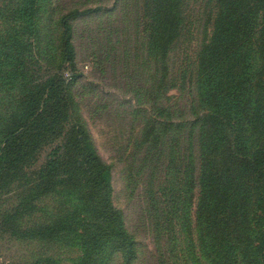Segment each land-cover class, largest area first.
Masks as SVG:
<instances>
[{"label":"trees","instance_id":"trees-1","mask_svg":"<svg viewBox=\"0 0 264 264\" xmlns=\"http://www.w3.org/2000/svg\"><path fill=\"white\" fill-rule=\"evenodd\" d=\"M44 2L0 0V19L12 27L0 31V264H65L69 254L77 255L70 264H134L137 241L113 204L111 168L72 120V24L103 8L58 18L61 64L41 76ZM149 3L160 88L184 90L169 59L186 26L185 0ZM211 19L193 73L197 112L187 120L175 111L176 122L161 130L165 137L171 126L175 134L177 158L168 166L184 168L194 213V228L174 233L183 242L173 249L174 264H264V0H214ZM34 42L38 71L30 73L26 47ZM154 147L160 163L165 140Z\"/></svg>","mask_w":264,"mask_h":264},{"label":"rangeland","instance_id":"rangeland-1","mask_svg":"<svg viewBox=\"0 0 264 264\" xmlns=\"http://www.w3.org/2000/svg\"><path fill=\"white\" fill-rule=\"evenodd\" d=\"M96 7L103 9L72 24L78 73L71 85L72 120L86 128L101 160L111 168L113 204L137 241L134 264H174L173 249L183 243L174 233L194 228V213L184 168L180 174L178 166H168L170 159L177 158L175 134L171 126L165 137L161 130L164 122H176L175 111L187 120L197 112L193 73L201 45L212 30L214 0H185L186 26L169 59L171 77H185L184 90L170 88L163 94L160 88L161 63L150 50L155 47L150 37L155 12L149 0H45L41 45L34 42L26 47L29 72L38 71L31 63L35 47L44 56L40 75L56 72L62 60L58 18L75 9ZM6 23L7 19H0L1 32L12 29ZM163 106L169 113L162 114ZM146 134H151L149 142ZM164 140L167 156L159 163L154 146ZM183 151L187 156L186 145ZM183 163L187 165V157ZM180 205L184 213L177 211ZM18 251L15 247L6 255ZM72 256L77 255L69 254L65 264Z\"/></svg>","mask_w":264,"mask_h":264}]
</instances>
